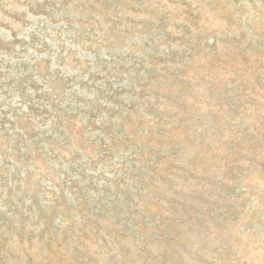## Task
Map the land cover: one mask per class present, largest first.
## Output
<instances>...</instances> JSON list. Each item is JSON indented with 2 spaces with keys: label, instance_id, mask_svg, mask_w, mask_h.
I'll return each instance as SVG.
<instances>
[{
  "label": "rangeland",
  "instance_id": "374dc122",
  "mask_svg": "<svg viewBox=\"0 0 264 264\" xmlns=\"http://www.w3.org/2000/svg\"><path fill=\"white\" fill-rule=\"evenodd\" d=\"M0 264H264V0H0Z\"/></svg>",
  "mask_w": 264,
  "mask_h": 264
}]
</instances>
